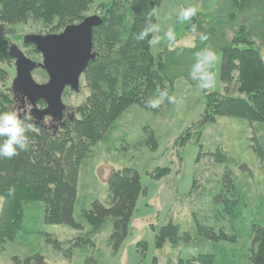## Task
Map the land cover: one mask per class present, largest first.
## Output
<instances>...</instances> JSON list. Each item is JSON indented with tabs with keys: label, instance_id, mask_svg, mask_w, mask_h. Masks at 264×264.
Returning <instances> with one entry per match:
<instances>
[{
	"label": "trees",
	"instance_id": "16d2710c",
	"mask_svg": "<svg viewBox=\"0 0 264 264\" xmlns=\"http://www.w3.org/2000/svg\"><path fill=\"white\" fill-rule=\"evenodd\" d=\"M94 1L0 0V24L15 26L34 21L47 29L45 35H54L88 17ZM260 1L254 4L251 0H229L226 3L229 7L219 8L217 13L196 14L187 27V31L194 35L193 47L165 48L154 56L149 44L153 33L143 41L134 37L149 19L156 24L155 11L161 0H108L98 3L95 15L102 23L92 32L93 59L79 80V92L84 82L89 95L82 104L71 108L63 121H54L50 117L40 119L36 111L32 112L18 85L12 83L7 93L0 89V112L16 110L21 111L18 116L31 113L36 117L33 121L35 130L27 133L29 149L10 159L0 158V197L3 199L0 243L13 241L21 231L28 202L43 204L45 224L80 229L73 212L79 173L90 147L101 141L105 131L130 106L148 109L145 101L154 98L157 88L167 90L173 96L176 80L198 82L192 80L189 73L196 62L195 53L205 47L221 56L218 79L223 92L203 90L205 103L198 122L184 131L176 143L182 147L193 134L198 139L206 125L214 124L221 117L258 124L254 129L263 130L259 124H264V57L261 52L264 46V0ZM192 25H195L194 30ZM201 33L209 36L206 42L200 41ZM11 42L9 38L0 37V64L12 63L15 68L17 59L23 58L35 65L34 70L40 68V62L25 56ZM23 46L31 47L33 53L39 55L34 45ZM214 69L215 63L213 72ZM3 74L0 69V77ZM163 104L170 103L165 101ZM36 108L43 110L45 104L39 101ZM44 119L48 120V125L41 122ZM145 145L150 150L156 149L157 142L152 134ZM258 151H261L260 147ZM218 155L216 161L224 160L225 157ZM169 172V168H156L151 176L159 180ZM10 188H14L12 195H9ZM143 193L139 175L124 168L112 173L107 180L108 205L95 200L91 208L82 211L83 220L95 232L107 218L112 219L108 245L113 253L119 251L128 236L130 219ZM198 232L212 241L233 243L236 239L221 230L215 232L211 227L199 226ZM249 237L248 264H264V226L252 225ZM187 239L186 234L180 235L176 225L168 222L157 230L154 247L161 249L167 243L175 247ZM47 242L56 248L60 246L56 240L48 238ZM87 242L88 239H82V243ZM137 247L145 256L146 244L141 242ZM12 260L14 264H45L40 254L22 259L13 257ZM214 262L213 255L204 254L186 260L179 258L176 264ZM81 264H97V260L89 257ZM151 264H157V260L154 258Z\"/></svg>",
	"mask_w": 264,
	"mask_h": 264
},
{
	"label": "rangeland",
	"instance_id": "374dc122",
	"mask_svg": "<svg viewBox=\"0 0 264 264\" xmlns=\"http://www.w3.org/2000/svg\"><path fill=\"white\" fill-rule=\"evenodd\" d=\"M107 1L95 0L89 16L95 15L98 3ZM227 2L229 0H161L155 11L159 31L153 32L152 37L159 43L150 44L153 56L165 48L193 47L194 35L187 31L190 21L177 19L183 9L195 7L197 14L205 15L229 7ZM169 29L175 35L174 42H169L165 35ZM46 32L47 29L34 21L15 26L0 24V37L9 38L25 56L38 62L42 60L41 55L34 54L32 48L24 47L22 42L26 35H45ZM261 52L264 57V46ZM220 57L216 55L215 86L210 91L223 92L218 79ZM0 69L4 72L0 89L7 93L15 79L16 68L11 63L0 64ZM31 76L37 84L47 82L40 68L32 71ZM81 86L78 93L67 89L63 94L67 114L89 95L84 82ZM173 97L174 103L161 104L157 109L130 106L105 131L101 141L90 147L79 173L73 212L80 229L45 224L43 204L28 202L21 231L13 241L0 243V264H14L13 257L22 259L33 254L42 255L45 264H81L89 257L95 258L97 264H151L154 258L157 264H176L179 258L186 260L204 254L213 255L214 264H248L251 226H264V124H259L263 130L258 131L254 129L258 124L221 117L214 124L206 125L198 139L193 134L179 147L177 138L196 125L205 100L199 83L185 79L174 82ZM15 112L21 114V111ZM150 134L157 142L155 150L145 145ZM259 147L262 152L258 151ZM218 154L225 157L224 160L216 161ZM124 168L139 175L144 193L130 219L128 236L119 251L113 253L108 245L112 219L107 218L95 232L83 220L82 211L91 208L95 200L108 205L107 180L112 173ZM156 168H169L170 172L155 180L151 174ZM2 203L0 197V211ZM168 222L176 225L180 235L186 234L188 239L175 247L167 243L156 249L157 230ZM199 226L234 235L235 242L209 240L200 235ZM48 238L59 242V248L48 243ZM82 239L89 242L82 243ZM141 242L146 244L145 256L137 247Z\"/></svg>",
	"mask_w": 264,
	"mask_h": 264
},
{
	"label": "water",
	"instance_id": "95a60500",
	"mask_svg": "<svg viewBox=\"0 0 264 264\" xmlns=\"http://www.w3.org/2000/svg\"><path fill=\"white\" fill-rule=\"evenodd\" d=\"M102 20L97 15H91L80 23L65 27L58 34L26 35L23 44L34 45L41 55L40 69L47 76V82L37 84L31 76L35 65L25 59H17L16 76L13 84L18 85L40 119L53 117L61 121L65 107L62 95L65 89L79 92V80L87 67L92 55V32L100 26ZM45 104L43 110H37L36 103Z\"/></svg>",
	"mask_w": 264,
	"mask_h": 264
},
{
	"label": "clouds",
	"instance_id": "9594fccd",
	"mask_svg": "<svg viewBox=\"0 0 264 264\" xmlns=\"http://www.w3.org/2000/svg\"><path fill=\"white\" fill-rule=\"evenodd\" d=\"M197 14L195 7H186L183 9L177 19L180 21H191ZM195 29V25L191 26ZM159 31L158 26L152 23L149 19L146 22L145 27L135 35L137 41H143L149 37L153 32ZM166 37L169 42L175 41V35L171 29L166 32ZM200 41L206 42L209 36L205 33H201L199 37ZM158 40H149V44H157ZM196 62L192 66V70L189 76L192 80L199 82V87L202 90H209L215 86V74L212 71L216 53L211 48L205 47L195 53ZM194 69V70H193ZM154 98H150L145 101V106L151 109H157L165 101L168 103H174L175 97L169 95L167 90L157 88ZM53 119V117H50ZM36 119L31 113L24 116H18L15 111L0 112V138L3 141L0 142V158H12L19 155L22 151H27L30 145V138L27 135L28 132L34 131L35 127L33 121ZM64 115L61 114V121H63ZM44 125H47L48 120L41 121ZM14 193V188L9 189V195Z\"/></svg>",
	"mask_w": 264,
	"mask_h": 264
},
{
	"label": "flooded vegetation",
	"instance_id": "af4514ba",
	"mask_svg": "<svg viewBox=\"0 0 264 264\" xmlns=\"http://www.w3.org/2000/svg\"><path fill=\"white\" fill-rule=\"evenodd\" d=\"M26 113V111H24L22 114L24 115ZM63 114H64V116H65V114H67V111L65 110L64 112H63Z\"/></svg>",
	"mask_w": 264,
	"mask_h": 264
}]
</instances>
